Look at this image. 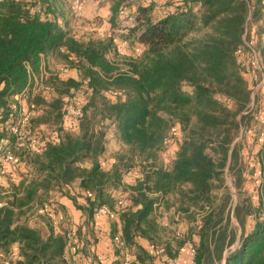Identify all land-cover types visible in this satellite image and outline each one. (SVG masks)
Returning a JSON list of instances; mask_svg holds the SVG:
<instances>
[{
    "label": "trees",
    "instance_id": "trees-1",
    "mask_svg": "<svg viewBox=\"0 0 264 264\" xmlns=\"http://www.w3.org/2000/svg\"><path fill=\"white\" fill-rule=\"evenodd\" d=\"M58 3L0 0V156L11 144L7 122L16 115L14 96L39 72L42 56L59 54L80 73L79 79L49 77L50 93L26 95L32 127H51L56 141L26 157L28 170L18 183H9L7 204L0 206V255L17 254L12 264H68L70 224L64 232L43 235L20 223L23 209L52 193L79 197L90 223L97 207L113 208L116 197L125 194L129 204L110 227L119 259L114 264L123 263L125 252L133 256L130 264H156L142 239L149 247H164V263L165 257H179L190 241L195 264H264V136L255 201L245 187L238 138L258 124L253 112L244 113L251 83L236 55L245 40L253 41L264 65V0L168 1L160 15L155 5H139L126 34L142 49L123 62L115 57L113 34L80 40ZM118 6L111 4L113 31ZM67 105H80L83 117L74 121ZM174 125L182 141L171 144L173 157L161 163ZM112 139L119 147L105 170L100 158ZM136 167L142 175L126 186L129 193H117ZM4 191L0 182V200ZM88 191L93 199L82 195ZM159 207L174 209L168 226L157 217ZM118 234L125 246L114 241Z\"/></svg>",
    "mask_w": 264,
    "mask_h": 264
},
{
    "label": "built area",
    "instance_id": "built-area-1",
    "mask_svg": "<svg viewBox=\"0 0 264 264\" xmlns=\"http://www.w3.org/2000/svg\"><path fill=\"white\" fill-rule=\"evenodd\" d=\"M83 6L84 0H74L73 4L70 6L71 15L75 17H81L83 14ZM36 10H39V6L36 7ZM119 14L121 16L127 17L129 15V11L126 8H121L119 10ZM113 42L115 45V57L117 56L119 59H121V57H126L129 49V41L127 39H121L115 36L113 37ZM137 51L141 52V49H138ZM236 55L237 63L247 70L251 83V101L244 113L250 111L253 112V114H255L257 124L264 128V65L259 58L258 52L253 46V41L245 40L244 45L236 51ZM119 65L121 71H127L128 67L120 63ZM72 70H75L72 68V66L67 63H62L54 69L53 73L44 71L40 76H35L33 73L32 79L30 80L28 86L22 92L14 96L15 100L17 101V104L14 107L16 115L14 119L7 122V130L9 131L12 139L11 144L3 150L0 156V181L5 180L9 183H18L20 181L22 172H26L28 170V168H25L27 166L25 158L42 153L47 142L56 141V138L52 135V133L42 136L39 131H36L38 128L36 129L32 127L31 118L33 111L26 104V95L28 91H30L33 95L39 93L46 95L52 90V86L50 83H48V78L51 75H55L61 79H67L71 77L70 74ZM80 92L83 93V91ZM108 94L113 95L114 90H109ZM67 108L69 116L73 118L74 121H78L84 115L83 109L80 105L75 107H70L67 105ZM181 141L182 138L180 135V128L178 125H174L170 128V131L164 140V146L166 147L173 143L180 144ZM24 175L28 178L31 176V174L28 173ZM10 192V190L3 192L4 198L0 200V206L7 204V196L10 194ZM82 195L90 199L94 198L93 192H83ZM55 198L56 194L52 193L42 203L35 204L32 208L34 215L46 217L47 219L55 220V222H65L66 216L64 212L58 208ZM128 204L129 201L126 197L118 196L116 197L113 208H109L106 205L97 207L95 209L93 219L90 222V226L98 229L101 226L103 218H107L109 221L117 220L119 211L124 210ZM171 214L174 215L173 208L166 210L163 207H159L157 210V217L164 226H168V218ZM53 227L55 229L58 227V225ZM69 227L70 230L68 233L66 250H68L72 255L79 256L82 246V239L79 235L78 227L74 224L70 225ZM179 234L180 233H178V235ZM114 241L120 246H125L119 234L115 236ZM184 249L189 257V261L186 262V264H195L193 243L188 241L185 244ZM88 250L94 251L95 245L90 244ZM149 254L160 260V257H164L165 254L164 247L151 246L149 248ZM17 258H19L17 254L7 257H2L0 255V264H12L13 260ZM132 258L133 256L131 254L125 252L122 264H130ZM164 260L168 264H177L179 257H165ZM166 263L161 261L160 264ZM91 264H111V261L106 256H97L94 258Z\"/></svg>",
    "mask_w": 264,
    "mask_h": 264
},
{
    "label": "rangeland",
    "instance_id": "rangeland-1",
    "mask_svg": "<svg viewBox=\"0 0 264 264\" xmlns=\"http://www.w3.org/2000/svg\"><path fill=\"white\" fill-rule=\"evenodd\" d=\"M60 6V9L62 11L63 15L62 17L67 20V22H69L70 28L73 31V33L76 35L77 38H79L80 40H87L90 37L93 38H104L107 36H111L116 35L121 39H127L129 41V45H130V50L131 52H133L134 49V41L131 37H127L128 35L127 30L128 27H130L133 23H134V19H133V14L135 13V10L138 8L139 5H155L156 6V13L157 15H160L163 11L161 9V7L164 6V4H166V2L168 1H173V2H177L179 0H103L104 2L100 4V7L103 8V11H101L99 14H93V13H88V15L86 16L85 14H82L81 17H75L73 15H71L70 12V6L73 4L74 0H57ZM114 2H119V6L120 9L121 8H126L129 11V15L127 17L121 16L118 12V15L116 17V27L114 28L113 31V27H112V22L110 21V17H111V4ZM109 4V6H108ZM108 6V9H107ZM118 6V8H119ZM160 8V9H159ZM109 12L107 13V17H106V11ZM106 19H108V21H106ZM104 22H107L108 24L105 25ZM126 35V36H125ZM127 57H132V55H126L125 58ZM124 59L123 57H121V62H123ZM64 63V59L59 55V54H53L51 55L50 59H49V66L51 67L48 72L53 73L54 69L60 65ZM122 65H124V63H120ZM51 79L54 78V80H57V76L55 75H51L50 76ZM80 77V76H79ZM78 77V78H79ZM59 80H61L60 78H58ZM259 126V125H258ZM255 126L254 130H253V134H247V137L245 136V138L241 139V136H239L238 140L240 142H242V146H241V155H242V160L245 162L246 164V172H245V176H246V181L248 180V183H246L245 181V187L246 189L249 191V193L253 196V200L256 201V187L255 185H253V182H256V179L258 177H256L255 179L253 178V176L256 174V170H257V152L261 147V142H262V137L264 134H259L258 132L261 131V128H263L262 126ZM37 129V127H35ZM35 129V130H36ZM36 131H39L40 134H42V136L47 135L48 133H52V129L51 127H42V128H38ZM241 134V133H240ZM261 137V138H260ZM118 144L112 139L110 140V142L108 143V151L106 152L107 155L112 157V152L114 150H116L118 148ZM174 147V146H173ZM166 150H164L162 153H160V162L163 163L164 161H169L170 159L168 157L172 156V146H166L165 147ZM134 173H140L139 169H137V167L133 170ZM22 176V174H21ZM259 179L261 180L260 184L262 183V179L259 177ZM258 179V180H259ZM2 183V185L5 187L6 190H10V184L8 181H0ZM126 185L121 186L120 189L117 191L118 192H123L126 191L129 188H126V186L129 185V183L125 182ZM227 185L229 186L231 192H232V196H233V201L234 203L236 202V198H237V193H236V188L233 184V179L232 177L229 175V173H227ZM129 193V190H127ZM124 192V193H127ZM116 193V194H117ZM70 197V196H68ZM124 197H128V195L124 194ZM59 196L57 195L55 200L57 203L58 208H60L65 216H66V222L64 223H60V222H55V220H51V219H47L46 217H42V216H36L34 215V211L32 210L33 206L37 203H31L29 206L25 207L23 210L24 212L20 215V223H24L30 227L36 228L38 230H40V232L43 235H47L51 229L57 231V232H64L65 228L67 230V226L64 224H75L78 227V231L80 233L81 239H82V246H81V254L79 256L76 255H72L68 250H66V254H65V260L68 264H91V262L94 260V258H96L98 255L96 254V244H97V237H96V229L93 228L92 226H90L89 221H87V211L85 209H81V206L85 207L84 202L78 197L77 199H75L76 201L73 200L74 202V206L77 209H80V211H82V214L79 216V219L76 223L74 220L73 215L67 210L66 206L63 205L59 200ZM39 204V203H38ZM84 204V205H83ZM86 208V207H85ZM167 210V209H166ZM170 216H173L172 214ZM170 218V217H169ZM168 218V219H169ZM233 222V226L236 227V229L238 228V233L240 231V228L238 227V223L235 220V218H233L232 220ZM81 223V224H80ZM113 223V221H109V236H110V227L111 224ZM57 228L54 229L53 226H57ZM111 238V236H110ZM112 245L113 242L111 241ZM87 244H93L95 245V250L94 251H89L86 248ZM113 251L115 255H117L116 250L114 249V245H113ZM110 260H111V264H114L115 262H117V260L119 259H114V255L111 254V256L109 254H105Z\"/></svg>",
    "mask_w": 264,
    "mask_h": 264
},
{
    "label": "crops",
    "instance_id": "crops-1",
    "mask_svg": "<svg viewBox=\"0 0 264 264\" xmlns=\"http://www.w3.org/2000/svg\"><path fill=\"white\" fill-rule=\"evenodd\" d=\"M104 1L103 0H84V6H83V14H85L86 16L88 15V13H93V14H99L101 11H103V8L100 7V4L103 3ZM105 3V2H104ZM106 4V3H105ZM107 5V4H106ZM109 6V4H108ZM108 6H107V9H108ZM104 12V11H103ZM109 12L106 11V17H107V13ZM106 21H108V19H106ZM105 25H107L108 23L107 22H104ZM70 27V25H69ZM114 37L116 35H113ZM118 37V36H117ZM141 45L140 43H136L134 49H133V52H131L130 50V45H129V49H128V54L129 55H132L135 56V53L138 49H142L140 48ZM138 52V51H137ZM127 54V55H128ZM51 57V54L50 55H47V56H42L41 58V64H40V69H39V72L34 74L35 76H40L42 74V72L44 71H48L51 67L49 66V59ZM129 58V57H128ZM80 73L77 71V70H72L71 71V77L74 78V79H79L78 77L80 76L79 75ZM264 106V104H263ZM254 127L255 126H252V127H249L248 131L246 132V137H247V134H253V130H254ZM242 135V134H240ZM243 136H241V139H242ZM261 138V137H260ZM174 147L172 146V156L171 157H168V158H172L173 155H174ZM163 154V153H162ZM100 161L102 163V166L105 170H108L111 168L113 162H114V158L107 155L106 153H104L101 158H100ZM141 175V173H134L133 171L128 173L125 177H124V182H127L129 184H132L135 180V178L139 177ZM256 177H258L256 179V182H253L255 186H258L260 185V182L261 180L259 179V177L262 179V176H261V168L259 166V163L257 161V170H256V174L253 176V178L255 179ZM259 179V180H258ZM226 183H227V174H226ZM246 183H248V180L246 181ZM77 191V190H76ZM257 192V190H256ZM59 196V201L66 206L67 210L73 215L74 217V220L76 223H79L77 222L78 219H79V216L82 214V211H80V209H77L75 206H74V202L73 200L68 197L67 195H61V194H56V196ZM256 197V196H255ZM257 199V198H256ZM170 217V215H169ZM168 223H169V219H168ZM81 224V223H80ZM75 225V224H74ZM181 228H185V224L181 223L180 224ZM77 226V225H76ZM96 237H97V244H96V254L98 256H106L105 254H109L111 256V254L114 255V259L117 258V256L114 254V252L112 253L113 251V245L111 243L112 239L110 238L109 236V220L107 218H103L102 222H101V226L96 229ZM141 243L146 247V248H150L149 247V244L147 243L146 240H141ZM14 250L17 249V245H14ZM107 257V256H106ZM111 261V260H110ZM189 261V257L187 255V252L185 251V249H183L179 255V261L177 264H186V262ZM155 263L156 264H160L161 261L156 259L155 260ZM168 264V263H166Z\"/></svg>",
    "mask_w": 264,
    "mask_h": 264
}]
</instances>
